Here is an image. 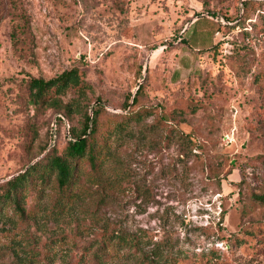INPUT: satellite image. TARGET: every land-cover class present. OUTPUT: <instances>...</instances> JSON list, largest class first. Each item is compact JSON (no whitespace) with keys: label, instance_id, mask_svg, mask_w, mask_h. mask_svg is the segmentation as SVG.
Listing matches in <instances>:
<instances>
[{"label":"rangeland","instance_id":"rangeland-1","mask_svg":"<svg viewBox=\"0 0 264 264\" xmlns=\"http://www.w3.org/2000/svg\"><path fill=\"white\" fill-rule=\"evenodd\" d=\"M72 67L98 165L3 208L0 264H264V0H0V182L71 138L27 79Z\"/></svg>","mask_w":264,"mask_h":264},{"label":"trees","instance_id":"trees-1","mask_svg":"<svg viewBox=\"0 0 264 264\" xmlns=\"http://www.w3.org/2000/svg\"><path fill=\"white\" fill-rule=\"evenodd\" d=\"M27 88V97L31 105L38 109L52 108L56 112L58 129L65 126L66 120L68 121L71 138L62 150L52 146L26 170L0 182V214L5 206L12 205L21 217L27 216L24 202L28 193L35 191L40 193V187L49 185L53 178L58 189L54 205L62 210L72 200L71 191L76 182L79 162L87 159L92 167L96 168L102 151L98 143L102 110L100 103L93 108L92 114L89 110L84 112V124L79 130L71 121L75 112L73 102H65L63 99L69 89L74 88L80 95H85L91 88V84L78 67L67 69L50 79L29 75ZM128 102L129 99L124 104L125 109L130 105ZM146 113L147 111L145 113L135 111L131 113L132 115L129 114V118L140 119ZM258 198L264 200V194Z\"/></svg>","mask_w":264,"mask_h":264}]
</instances>
